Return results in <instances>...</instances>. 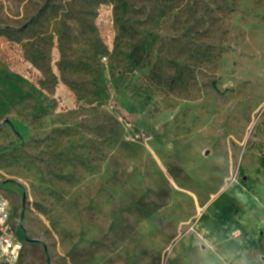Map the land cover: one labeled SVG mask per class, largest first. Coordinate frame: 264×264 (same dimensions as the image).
Wrapping results in <instances>:
<instances>
[{
  "label": "rangeland",
  "instance_id": "rangeland-1",
  "mask_svg": "<svg viewBox=\"0 0 264 264\" xmlns=\"http://www.w3.org/2000/svg\"><path fill=\"white\" fill-rule=\"evenodd\" d=\"M191 1L0 0L19 264H264V0Z\"/></svg>",
  "mask_w": 264,
  "mask_h": 264
},
{
  "label": "built area",
  "instance_id": "built-area-1",
  "mask_svg": "<svg viewBox=\"0 0 264 264\" xmlns=\"http://www.w3.org/2000/svg\"><path fill=\"white\" fill-rule=\"evenodd\" d=\"M11 218L9 201L0 198V264H19L24 249Z\"/></svg>",
  "mask_w": 264,
  "mask_h": 264
},
{
  "label": "clouds",
  "instance_id": "clouds-1",
  "mask_svg": "<svg viewBox=\"0 0 264 264\" xmlns=\"http://www.w3.org/2000/svg\"><path fill=\"white\" fill-rule=\"evenodd\" d=\"M210 252H215L214 247L212 249H209L207 245L201 246L200 254L202 257L203 264H216V260L209 259ZM236 255H239L240 258L235 259ZM217 260L219 261V264H252V260L245 252H240L238 254H229L227 259L223 256H217Z\"/></svg>",
  "mask_w": 264,
  "mask_h": 264
},
{
  "label": "trees",
  "instance_id": "trees-1",
  "mask_svg": "<svg viewBox=\"0 0 264 264\" xmlns=\"http://www.w3.org/2000/svg\"><path fill=\"white\" fill-rule=\"evenodd\" d=\"M172 2H174V1H172ZM170 7L174 8V5H171ZM186 8H187V11L189 12V21H191L192 19H194L195 16H197L196 13H197V10L199 7L197 6L196 3H194V1L187 0ZM200 19L203 21V20H205V17L201 16ZM189 24H190V22H189Z\"/></svg>",
  "mask_w": 264,
  "mask_h": 264
},
{
  "label": "water",
  "instance_id": "water-1",
  "mask_svg": "<svg viewBox=\"0 0 264 264\" xmlns=\"http://www.w3.org/2000/svg\"><path fill=\"white\" fill-rule=\"evenodd\" d=\"M213 86L216 87L215 83H213Z\"/></svg>",
  "mask_w": 264,
  "mask_h": 264
}]
</instances>
